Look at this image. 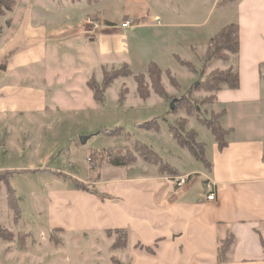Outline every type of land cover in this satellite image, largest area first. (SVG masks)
Returning a JSON list of instances; mask_svg holds the SVG:
<instances>
[{"label": "crops", "instance_id": "obj_1", "mask_svg": "<svg viewBox=\"0 0 264 264\" xmlns=\"http://www.w3.org/2000/svg\"><path fill=\"white\" fill-rule=\"evenodd\" d=\"M105 1L60 0L63 10L53 9L57 2L52 0H29L20 8L15 3L10 22L0 34V66L10 56L0 78L13 72L22 73L21 78L25 68L36 67L41 70V83L29 89L2 82L0 116L44 118L52 111L58 113L59 109L48 104L50 97L58 95L47 91V81L68 85L72 99L84 97L88 102L83 101L84 107L78 103L81 98L66 100L70 104L77 101V112L82 107L99 113L104 100L94 98L89 82L102 83L105 70L124 64L133 68L132 37L163 54L164 60L174 57L182 65L202 66L210 39L226 26L237 24L239 54L229 61H215L208 73L233 69L238 72L240 86L235 90L225 87L215 94L214 103L200 108L207 117L221 115V125L228 132L227 146L220 150L212 132L195 115L181 111L173 120L185 118L188 126L191 119L199 123L200 127L190 126V130L205 145L208 167L178 145L169 126L163 131L160 125L158 133L170 145L161 150L173 160L196 161L195 170L184 171L174 161L165 160L160 148L150 145L179 173L176 177L192 176L186 186L177 188L173 176L160 173L158 166L140 156L136 164L123 168L105 164L90 169L88 179L81 181L99 195L76 188L51 193V228L76 238L95 234L98 241L105 237L110 240L108 231L126 230L128 246L116 250L118 259L126 264H219V244L230 230L236 242L230 261L224 264H264V0H235L226 5H220L222 0H119L122 4L133 2L136 11L124 8L113 19L100 10L99 15L92 16L71 13L72 7L100 8ZM16 9H22L18 18L14 17ZM131 19L136 23L133 28H121ZM152 62L169 78L166 64L152 60L148 67ZM42 71L49 75L42 76ZM198 79V74L187 76L188 82ZM163 84L166 88L164 79ZM153 93L146 100L139 98L150 106L165 107L168 102L154 98ZM127 100L128 95L124 102ZM170 108L173 113L172 103ZM193 174L202 176L203 181ZM209 183L214 184L212 190L207 189ZM210 194L215 195L214 201L207 199Z\"/></svg>", "mask_w": 264, "mask_h": 264}, {"label": "rangeland", "instance_id": "obj_2", "mask_svg": "<svg viewBox=\"0 0 264 264\" xmlns=\"http://www.w3.org/2000/svg\"><path fill=\"white\" fill-rule=\"evenodd\" d=\"M25 1L29 0H14L19 8L25 4ZM31 1L35 3L37 0ZM52 1L57 2L56 6H52L53 9L63 10L64 6L63 4L60 5V0ZM61 1L63 2V0ZM134 6L133 2L122 4L119 0H106L105 3L100 4V8L94 6L89 7V9L86 7L75 9L72 7L73 12L71 13H77V16L86 14L92 16L99 15L101 11L107 18L113 19L118 17L124 8L125 11L135 12L136 7ZM21 10H17L14 15L15 18L21 15ZM49 15L47 16L49 17ZM10 16L11 13L8 11L5 12L4 16H0V31L8 25ZM122 24L120 25L121 28H123ZM130 46L131 58L134 62L133 70L129 65L124 64L118 69L105 71L109 74L120 70L127 72V68H123L127 65L132 75L118 78L115 80V84L113 83L114 85L109 87L110 89H106V96L104 93L103 99L104 105L100 106L101 111L99 113L84 111L81 106V111L77 112L74 107H79L78 103L83 107L86 105L85 103H88L83 99L84 97H73L76 100L81 98L80 102H75L76 104L67 103L68 98L73 100L71 96H68L69 86L65 84L58 86L56 83L49 84L47 81L45 84L47 91L51 90L54 93L56 91L58 95L55 99L50 97L48 104L50 107L55 106L57 110L59 109L58 113L52 111L46 114L44 118L40 115L0 116V171L12 172L8 182L16 191L21 214V218L14 219V211L7 202V189L0 181L2 190L0 192V226L9 232L6 235L0 234V264H114V259H118V251L113 247L112 236H108L110 240L105 237V239L98 241L95 234H91L88 238H76L68 235L65 231L51 228V193L65 189L76 191L74 180L85 181L89 177L90 169L97 170L103 165L109 164L104 163L98 167L96 163L94 165L89 161V154L93 150L123 148L128 155L129 153L132 154L138 161L140 152L137 142L140 141L149 146L153 145L160 148L161 153H163L161 156L165 160L174 161L184 171L189 172L197 168L194 159H191L190 163L186 158H184L185 161L179 158L177 160L169 158L165 154V150H161L170 147L164 139L165 136L159 134V131L146 129L142 125L157 117L159 125L165 131L169 124L172 125L177 120L183 119L187 121V130L191 131L192 126L200 127L199 123L191 119L193 124L188 126V120L185 118L173 120L174 116L181 111L189 113L183 109L171 113L169 101H166L168 103L165 107L162 105L150 106L147 101H142L135 77L145 75L146 81L150 85L148 63L155 60L166 64V69H170L172 76L179 83V88L171 85L170 77L167 78L166 75L162 76V81L164 79L166 82L168 94L173 98H179L199 82L202 67L195 65V70H191L181 63H176L174 57L172 60H164L166 57L163 54L148 47L145 42L143 45L139 38L132 37ZM9 57L7 56L2 62L0 71L6 68ZM231 57L233 55H230ZM35 68H25L23 73L25 76L22 75L21 78L19 76L22 73L19 72H13L10 76L3 75V78H0V85L5 82L9 83L11 87H18L17 83H19L22 87L35 89L41 83L40 77L38 78L41 70L38 71ZM215 71L225 70L216 69ZM42 72V76L47 77L49 75L48 72ZM189 74H198V81L188 82L187 76ZM70 89L72 90L73 87ZM81 89L84 91L83 86ZM58 92H62L64 95L61 96ZM152 92H154V98L160 97L153 89L150 90V94ZM127 95L128 100L124 102ZM210 95L211 93L201 91L196 93V98L200 101ZM122 96H124L123 102H120ZM71 105H73L72 111L65 112L67 107L69 109ZM200 111L204 115L206 114L203 109ZM189 115L197 117V114ZM204 128L206 129L205 126ZM118 129H124L123 134L115 136L106 134V132H114ZM127 133H130V136ZM193 175L197 176L196 174ZM4 177L5 175L0 172V180ZM196 178L203 181L202 176ZM85 185L88 187L87 184ZM17 221L19 222L17 223ZM21 233L27 234L25 245L22 242L23 238L19 236Z\"/></svg>", "mask_w": 264, "mask_h": 264}, {"label": "trees", "instance_id": "obj_3", "mask_svg": "<svg viewBox=\"0 0 264 264\" xmlns=\"http://www.w3.org/2000/svg\"><path fill=\"white\" fill-rule=\"evenodd\" d=\"M89 3H93L95 0H87ZM235 0H222L220 5H226L229 2ZM15 5L14 0H0V16H4L5 12L12 11ZM240 29L237 24H232L223 28L216 36L210 39L208 52L206 57L203 59L202 64V80L197 85L189 88L182 96L179 98L171 97L166 88L163 85L162 76L163 72L156 63H150L148 67V77L150 80V85L146 81L145 75L136 76V81L138 84V92L142 99L146 100L150 96V90L153 89L160 97L169 101L173 105V112L178 110H186L189 114H197V119L208 128L215 137L218 144V148L223 150L227 146L226 136L228 132L221 125V115L213 114L207 117L200 111V107L207 104H212L216 101L215 94L223 90L225 87L229 89H238L240 86V79L238 72L229 69L225 71H213L208 73V70L214 64L215 61L223 60L229 61L230 55H238L240 51ZM1 34V31H0ZM185 66L189 67L191 70H195L192 64L182 62ZM264 67V66H263ZM262 67V69H263ZM123 68H127V72L123 70L113 72L109 74L105 71V77L103 83L100 85L95 80H90L89 86L94 92V98L98 102H102L104 99V93L107 88H109L115 80L120 77L130 76L132 72L129 67L125 65ZM122 68V69H123ZM171 83L174 87L179 88V83L175 78L169 73ZM206 91L211 93L209 97H206L200 101L196 98V93ZM124 95V94H123ZM124 96H122L120 102H123ZM146 129L160 131V125L157 120L150 121L142 125ZM187 121L180 119L174 124L169 125V132L172 134L175 141L182 148L188 149L189 152L200 162L204 163L206 167L209 163L205 156V145L198 141V134L191 130H187ZM124 129H118L114 132H106L108 135H120L123 134ZM140 156L147 162L159 167V172L162 174H169L173 177L178 176V172L169 164L165 163L161 156L149 145L137 142ZM89 161L96 166L101 167L104 163H109L114 167H127L137 162V158L129 153L123 148L118 149H103V150H93L89 154ZM95 165V164H94ZM5 175L4 179H1L7 189L8 194V205L14 211V219L21 218L20 210L18 207V198L16 196V191L9 185L8 178L12 174L10 171H0ZM74 187L77 190L90 192L95 195L98 193L92 192L89 188L82 182L74 180ZM0 188V192H1ZM104 198L103 196H101ZM20 221V220H19ZM17 221V223L19 222ZM16 222V221H15ZM16 223V224H17ZM9 232L0 226V234L6 235ZM116 235V240L113 247L115 249H125L128 246V232L126 230H115L108 231L109 236ZM22 237V242L25 245L27 234H19ZM11 241L8 239H4ZM235 237L233 233L229 230L226 237L220 241L218 248V262L219 264H224L230 261V254L233 251L235 245ZM114 264H126L118 259H114Z\"/></svg>", "mask_w": 264, "mask_h": 264}, {"label": "built area", "instance_id": "obj_4", "mask_svg": "<svg viewBox=\"0 0 264 264\" xmlns=\"http://www.w3.org/2000/svg\"><path fill=\"white\" fill-rule=\"evenodd\" d=\"M134 23H135L134 20H128V21L123 22L122 27L126 28V29L133 28L135 25ZM262 77L264 79V68L262 69ZM191 179H192V176H179V177H174L172 179V181L174 182V184L177 188H182V187L186 186L191 181ZM213 188H214V184H211V183L207 184L208 190H212ZM207 199L209 201H214L215 195L210 194L207 197Z\"/></svg>", "mask_w": 264, "mask_h": 264}]
</instances>
